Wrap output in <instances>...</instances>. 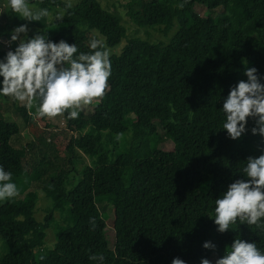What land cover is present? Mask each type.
<instances>
[{
	"label": "trees",
	"instance_id": "obj_1",
	"mask_svg": "<svg viewBox=\"0 0 264 264\" xmlns=\"http://www.w3.org/2000/svg\"><path fill=\"white\" fill-rule=\"evenodd\" d=\"M29 2L50 14L63 12L62 20L50 21L49 15L40 22L22 21L29 37L47 33L83 52L90 50L91 34L103 38L108 51L124 39L127 43L110 55L109 87L91 115L81 117L80 110L74 120L60 116L72 133L67 147L72 171L49 165L41 172L48 164L44 154L33 166L25 152L20 158L11 153L10 142L21 129L10 114L2 115L5 97L0 96V166L25 187L16 198L0 201V264H101L89 259L94 254L104 256L102 264H171L176 257L200 264L201 258L222 256L239 236L264 250V228L237 222L220 234L208 218L214 200L242 178L247 156L260 154L261 138L250 131L238 141L227 138L221 108L230 88L247 79V67H256L264 78V0H130L127 15L148 29L145 38H127L123 17L98 0H80L71 8L66 0ZM10 15L21 20L11 10ZM176 26L169 44L152 40L149 30L168 37ZM13 28L5 27V40ZM6 51L0 50V59ZM16 109L27 124L29 109ZM163 131L174 142L172 150L159 148ZM81 153L90 163L78 165ZM39 191L52 202L42 221L35 216ZM99 198L112 199L128 213L114 231V251ZM53 225L55 246L41 260ZM206 241L217 246L215 253L203 248Z\"/></svg>",
	"mask_w": 264,
	"mask_h": 264
},
{
	"label": "clouds",
	"instance_id": "obj_2",
	"mask_svg": "<svg viewBox=\"0 0 264 264\" xmlns=\"http://www.w3.org/2000/svg\"><path fill=\"white\" fill-rule=\"evenodd\" d=\"M6 6L21 20L40 22L50 15L48 8L38 7L29 0H7ZM71 3L66 7L71 8ZM180 4L178 7L182 8ZM62 20V16H57ZM28 24L12 29L9 40L0 38L7 47L0 59V96L34 109V118L54 119L67 113V119L79 117L82 106L102 98L112 75L110 53L100 40L89 42V51H79L76 43L61 39L52 41L47 33L37 32L29 37ZM3 34H0L2 37ZM13 43L17 46L12 49ZM241 79L232 86L223 99L222 131L232 141L240 140L249 131L261 138L258 156L249 155L240 169L242 178L227 185L226 191L214 200V214L208 216L220 234L227 233L232 225L264 228V83L254 66L247 67ZM249 121L252 127L249 128ZM20 195L13 182V174L0 166V201H10ZM93 227H95L94 221ZM203 248L216 252L211 241ZM45 257H40L43 260ZM92 261H104L102 254L90 255ZM171 264H186L173 258ZM200 264H264V250L255 241L236 237L226 246L222 256L201 258Z\"/></svg>",
	"mask_w": 264,
	"mask_h": 264
},
{
	"label": "rangeland",
	"instance_id": "obj_3",
	"mask_svg": "<svg viewBox=\"0 0 264 264\" xmlns=\"http://www.w3.org/2000/svg\"><path fill=\"white\" fill-rule=\"evenodd\" d=\"M7 2V0H4ZM72 5H77L80 0H66ZM102 7L107 10L116 11L118 12L122 17L124 23H126L127 26V38H133V37H146V28H139L134 24V22L128 17L127 15V3L130 0H98ZM56 13V14H54ZM203 14H207L206 10H202ZM57 16L63 17V12L61 10H54L50 14V21H54ZM22 21L24 20H16L12 19L10 15V9L7 7L4 9L3 13L0 16V34H3V31L7 25H13L14 28L21 25ZM258 30L261 31L262 27L258 25ZM150 31V34L152 35L153 41H162L165 44H169L172 40V38L176 35L178 31V27L176 26L168 37L164 36L161 33ZM4 40L3 35L0 37ZM90 41L94 38V34H91L89 36ZM102 43L105 42L103 38H99ZM6 41V40H5ZM127 43V39H124L122 43L115 47L109 49L110 55L119 54L121 53L124 45ZM2 46V45H0ZM17 46L16 43H13L12 49ZM2 48H5L8 50L7 47L2 46ZM4 50V49H3ZM84 49H79V51L83 52ZM100 99V98H99ZM93 101L89 105L82 106V114L83 116H90L91 110L93 109V105L99 100ZM22 107L24 104L18 103L13 101L9 97H5L3 99V107H2V115L6 116L7 114H10L13 119L19 122L21 132L17 136H15L12 141L10 142L9 148L11 153L16 157L20 158L22 153H26L27 160L30 163V165H36L40 159L42 158L43 154L45 155V158L47 160V165L43 167L40 171L46 172L49 170L50 166L59 165L65 168L68 171H72L73 165L69 162L71 158V154L68 152L67 147L69 145L72 133L70 130L66 128V120L63 119V117H56L54 119H48V118H34L33 115L30 116L29 122L27 124L24 123L21 114L17 111L16 107ZM31 112H34L30 110ZM135 121V118L130 117L128 118L129 124H132ZM98 129H104L109 130L111 128L96 124ZM115 133H120L119 130L111 129ZM77 135V133L75 134ZM161 139L164 140L159 146V148L164 150H172L174 147V142L172 139H170L168 136H166L165 131L162 132ZM82 154V153H81ZM90 163V160L82 154V159L78 161V165H82V163ZM50 165V166H49ZM72 175H75L74 172H72ZM13 182L17 184L20 193H23L25 191V187L20 182L19 179L13 177ZM52 205V202L50 199L46 198L44 193L42 191H39V199L37 202V208H36V218L39 221H42L46 215V210ZM98 205L102 212L103 217L106 219L109 229L106 232V239L108 242L109 249L114 251L115 250V233L114 231L119 229L124 220L126 219L128 213L118 208L114 205L113 200L110 198H99L98 199ZM55 219L57 221H61L60 214L58 212L55 213ZM55 225L51 227L47 231V238L45 241L44 247L39 252L40 256L46 255L50 250H52L55 246ZM1 256V251H0ZM217 256V255H216ZM214 258V257H213ZM212 258V259H213Z\"/></svg>",
	"mask_w": 264,
	"mask_h": 264
},
{
	"label": "built area",
	"instance_id": "obj_4",
	"mask_svg": "<svg viewBox=\"0 0 264 264\" xmlns=\"http://www.w3.org/2000/svg\"><path fill=\"white\" fill-rule=\"evenodd\" d=\"M5 8H7L6 2L4 0H0V16L3 13Z\"/></svg>",
	"mask_w": 264,
	"mask_h": 264
},
{
	"label": "crops",
	"instance_id": "obj_5",
	"mask_svg": "<svg viewBox=\"0 0 264 264\" xmlns=\"http://www.w3.org/2000/svg\"><path fill=\"white\" fill-rule=\"evenodd\" d=\"M4 40H5V38H4ZM3 49H5V48H2V46H0V50H3Z\"/></svg>",
	"mask_w": 264,
	"mask_h": 264
}]
</instances>
